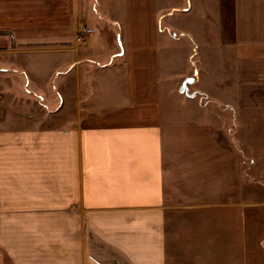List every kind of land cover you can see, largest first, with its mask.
Returning a JSON list of instances; mask_svg holds the SVG:
<instances>
[{
	"label": "crops",
	"instance_id": "1",
	"mask_svg": "<svg viewBox=\"0 0 264 264\" xmlns=\"http://www.w3.org/2000/svg\"><path fill=\"white\" fill-rule=\"evenodd\" d=\"M118 1L94 9L99 34L106 20L120 45L82 51L88 0H0V32L31 43L1 38L0 54L38 56L32 74L20 69L19 93L0 66V255L182 264L188 247L169 239V212L223 211V264H264V186L248 184L253 166L264 172V0H201L211 21L192 52L169 19L196 0ZM193 60L197 76L170 84Z\"/></svg>",
	"mask_w": 264,
	"mask_h": 264
},
{
	"label": "rangeland",
	"instance_id": "2",
	"mask_svg": "<svg viewBox=\"0 0 264 264\" xmlns=\"http://www.w3.org/2000/svg\"><path fill=\"white\" fill-rule=\"evenodd\" d=\"M89 1V14L87 21L83 24L84 21L78 19L79 28H77V37L75 43L77 46H85L80 48V50L85 51L87 48H95L98 45L105 46L107 43H112L114 46L120 45V39L117 33V29L115 26L110 25L106 22V20L102 19V22H105L107 29L104 35H100L99 32L101 30L100 26L97 24L96 20L98 19V14L96 11L102 12L103 14H107V12L113 8V5L116 7L118 4H122V2L118 0H105L102 4L96 5L94 0ZM118 1V3H117ZM175 1V0H174ZM196 2V3H195ZM192 5V11L187 14L185 17H180L179 15H175L169 19V23L171 27H173L174 32L178 33L184 31L187 33V37L180 43L183 44L185 48L194 50V47L197 45L204 46L207 44V35L206 32L209 28V22L211 21L209 18L204 16V10L201 11V6L210 7L213 5L212 1H198L196 0ZM176 3V2H175ZM77 7H79V4ZM160 4V3H159ZM97 6V7H96ZM199 7V8H198ZM96 8L97 10L95 11ZM79 8H77V13H79ZM209 21V22H208ZM91 30L93 32L91 35H82L80 32L81 30ZM183 32V33H184ZM114 34L112 37L111 34ZM182 33V32H181ZM191 34L195 35V38L191 36ZM2 38V39H1ZM0 39L1 42L12 43L14 45H23L30 47V42H23V40H18L14 38L13 34L10 33H1L0 32ZM79 39V40H78ZM82 39V41H81ZM27 44V45H25ZM73 44V43H72ZM30 49V48H29ZM12 53H3L0 54V66L8 68L10 71L8 72L9 76H17L19 83H16L13 80H10V84L13 86V91L21 92V84L20 82L25 85L27 80L24 78L23 73L21 72V68L24 67L27 69V72L30 74L33 73V65L38 60V56L33 53L31 50L22 51V52H14L8 51ZM42 59L47 60L49 57L45 55ZM196 61H190L188 63V67H185L182 63H178L173 68V76L169 77L170 84H175V86L179 85V80L181 79V73L184 70L188 71L189 78H195L197 76V71L200 68L196 65ZM16 71L17 73L11 72ZM10 78V77H8ZM3 82V80H2ZM0 81V85L2 83ZM3 85V84H2ZM31 85V84H30ZM186 82H184L185 87ZM5 85H3L4 87ZM178 87V86H177ZM31 88V87H30ZM187 90L185 93L192 94L193 88L190 85L187 86ZM179 89V88H178ZM184 94V93H183ZM205 105L208 104V99H204ZM186 107L185 105H183ZM209 119V118H208ZM230 131V130H229ZM232 135V132H230ZM253 173L254 178L253 180L249 181V185L253 186L256 183H260L264 186V172L260 173L256 166H253ZM256 181V183H255ZM254 201V200H253ZM250 213V209L247 210ZM243 213V212H242ZM246 213V212H245ZM224 212L223 211H205V212H192V211H172L169 212V219H168V234L169 239L174 240L175 242L185 241V245L188 248H183L187 253V259L183 260L182 264H223L224 260L222 257V250H223V233H224ZM264 246V245H263ZM252 250V249H251ZM252 251H256L253 248ZM250 251V255L252 254ZM202 254V259H197L196 256ZM255 253V252H254ZM195 256V258L193 257ZM250 262L256 263V258H250ZM249 262V264H250ZM0 264H8L7 260L0 255Z\"/></svg>",
	"mask_w": 264,
	"mask_h": 264
},
{
	"label": "built area",
	"instance_id": "3",
	"mask_svg": "<svg viewBox=\"0 0 264 264\" xmlns=\"http://www.w3.org/2000/svg\"><path fill=\"white\" fill-rule=\"evenodd\" d=\"M83 36L84 35H89L90 33H91V30H87V29H84V30H81V32H80ZM79 40V39H78ZM81 41H82V39H81Z\"/></svg>",
	"mask_w": 264,
	"mask_h": 264
}]
</instances>
